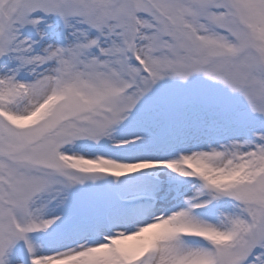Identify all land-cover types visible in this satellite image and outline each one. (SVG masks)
<instances>
[{
    "label": "snow or ice",
    "instance_id": "snow-or-ice-1",
    "mask_svg": "<svg viewBox=\"0 0 264 264\" xmlns=\"http://www.w3.org/2000/svg\"><path fill=\"white\" fill-rule=\"evenodd\" d=\"M0 264H264V0H0Z\"/></svg>",
    "mask_w": 264,
    "mask_h": 264
}]
</instances>
